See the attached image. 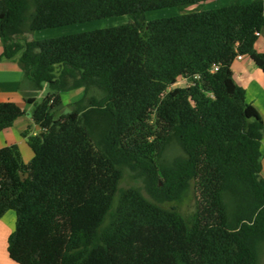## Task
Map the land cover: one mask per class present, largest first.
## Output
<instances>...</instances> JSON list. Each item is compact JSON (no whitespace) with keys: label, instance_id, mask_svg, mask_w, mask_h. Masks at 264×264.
Instances as JSON below:
<instances>
[{"label":"trees","instance_id":"obj_1","mask_svg":"<svg viewBox=\"0 0 264 264\" xmlns=\"http://www.w3.org/2000/svg\"><path fill=\"white\" fill-rule=\"evenodd\" d=\"M221 1L0 0L2 58L17 60L25 87L47 91L27 99L40 128L24 133L33 158L0 149V218L16 214L13 262L261 264L264 120L232 67L249 57L264 72V3L203 8ZM125 15L134 20L29 38ZM75 91L71 111L57 115ZM25 114L0 102V132ZM125 176L142 185L121 187Z\"/></svg>","mask_w":264,"mask_h":264},{"label":"crops","instance_id":"obj_2","mask_svg":"<svg viewBox=\"0 0 264 264\" xmlns=\"http://www.w3.org/2000/svg\"><path fill=\"white\" fill-rule=\"evenodd\" d=\"M245 2L259 0H244ZM264 3V0H260ZM259 52L264 53V28L259 35L256 44ZM3 47L0 41V102H14L24 110L30 106L27 99L30 97L42 98L41 94L32 92L23 84V71L17 60H7L2 58ZM234 78L238 84L246 89L248 103L253 104L259 111L264 120V72L249 57H242L235 61L232 67ZM46 94V93H45ZM26 114L19 118L12 127L0 132V149L6 146L17 145L20 149L22 158L28 163L33 158V152L28 146V136L36 135L40 128L34 120ZM262 150L264 153V137L262 139ZM264 175V159H263ZM16 228V214L8 211L0 218V264H16L8 254V238Z\"/></svg>","mask_w":264,"mask_h":264},{"label":"rangeland","instance_id":"obj_3","mask_svg":"<svg viewBox=\"0 0 264 264\" xmlns=\"http://www.w3.org/2000/svg\"><path fill=\"white\" fill-rule=\"evenodd\" d=\"M229 3H230V0H222L221 2H218V3L209 2V3L204 4L203 8L206 10L220 8V7L228 5ZM196 8L197 6L188 7L185 10H180L179 8H175V7L164 8L160 10L147 12L146 14H144V17L146 21H152V20H157V19H162V18H167V17L178 16L186 12L194 11L196 10ZM133 20H134V17L130 15L118 16V17L101 19V20H94L91 22H86V23H81V24H74L70 26H64V27H59V28H54V29L38 31L33 34H30L29 38L35 39V40H43L47 38L60 37V36H65V35H70V34H76V33L96 30V29H104V28L124 25ZM185 84H186L185 81H180L176 86L180 87V86H184ZM42 95L44 96L45 93H42L41 96ZM81 95L82 94L80 91L63 94L62 95L63 105L56 110L57 115L69 113L72 108L71 104L74 101L78 100L81 97ZM25 111L28 114L27 116L31 117L33 106H30ZM133 185L141 186L142 184L140 182L134 181L129 176H125L124 180L121 183V187H130ZM194 206H195V193L192 189L190 193L188 194L184 203L180 205V209L182 210L184 214H188L193 211ZM261 264H264V255H263Z\"/></svg>","mask_w":264,"mask_h":264},{"label":"built area","instance_id":"obj_4","mask_svg":"<svg viewBox=\"0 0 264 264\" xmlns=\"http://www.w3.org/2000/svg\"><path fill=\"white\" fill-rule=\"evenodd\" d=\"M238 59H242V57H239ZM218 70V67H214V71Z\"/></svg>","mask_w":264,"mask_h":264}]
</instances>
